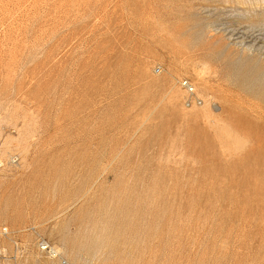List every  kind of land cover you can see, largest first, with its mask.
<instances>
[{
	"label": "rangeland",
	"instance_id": "obj_1",
	"mask_svg": "<svg viewBox=\"0 0 264 264\" xmlns=\"http://www.w3.org/2000/svg\"><path fill=\"white\" fill-rule=\"evenodd\" d=\"M0 160V264H264V0H0Z\"/></svg>",
	"mask_w": 264,
	"mask_h": 264
},
{
	"label": "built area",
	"instance_id": "obj_2",
	"mask_svg": "<svg viewBox=\"0 0 264 264\" xmlns=\"http://www.w3.org/2000/svg\"><path fill=\"white\" fill-rule=\"evenodd\" d=\"M180 86L184 90L186 96L184 100V106L187 108H190L192 106H200L201 99L195 95L194 87L191 85V82L187 78H181L180 79ZM12 164H15L17 162L16 158H14L12 161ZM2 167V163L0 161V168ZM37 248L39 252L44 255L46 258H49L51 260H58L62 261L63 264L66 263V261L61 257V254L56 250L55 246L47 241L44 238H40L37 241Z\"/></svg>",
	"mask_w": 264,
	"mask_h": 264
},
{
	"label": "bare ground",
	"instance_id": "obj_3",
	"mask_svg": "<svg viewBox=\"0 0 264 264\" xmlns=\"http://www.w3.org/2000/svg\"><path fill=\"white\" fill-rule=\"evenodd\" d=\"M179 81H180V80H179ZM179 81H178L179 88L184 92V90H183V89L181 88V86H180V82H179ZM191 85H192V84H191ZM192 86H193V85H192ZM194 91H195V89H194ZM184 93H185V92H184ZM185 96H186V94H185ZM13 159H14V158H12L11 161H12ZM0 161H2V160H0ZM2 162H3V161H2ZM2 162H1V163H2ZM2 167H3V163H2ZM2 167H1L0 169H2ZM59 253H60V252H59ZM60 254H61V253H60ZM61 257H63L62 254H61ZM60 262H62V261H60Z\"/></svg>",
	"mask_w": 264,
	"mask_h": 264
}]
</instances>
